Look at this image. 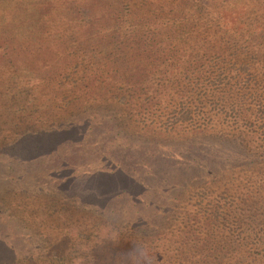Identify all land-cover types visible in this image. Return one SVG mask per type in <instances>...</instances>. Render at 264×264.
I'll use <instances>...</instances> for the list:
<instances>
[{"label":"trees","instance_id":"trees-1","mask_svg":"<svg viewBox=\"0 0 264 264\" xmlns=\"http://www.w3.org/2000/svg\"><path fill=\"white\" fill-rule=\"evenodd\" d=\"M36 1H26V20L10 19L18 21L15 30L1 36L9 86L0 99L27 103L40 93L34 81L49 58L33 52L28 33L40 20L65 18L66 27L44 30L52 37L47 46L66 53V65L39 97L55 101L66 93V116L85 106L142 128H221L251 143L264 160V0H66L61 9ZM246 178L211 198L199 190L193 216L182 214L176 218L182 225L175 220L166 235L150 238L154 252L127 235L103 244L106 261L98 262L264 264V168ZM113 249L130 261L112 257ZM144 250L147 258L138 262ZM24 264L47 263L33 255Z\"/></svg>","mask_w":264,"mask_h":264},{"label":"rangeland","instance_id":"rangeland-1","mask_svg":"<svg viewBox=\"0 0 264 264\" xmlns=\"http://www.w3.org/2000/svg\"><path fill=\"white\" fill-rule=\"evenodd\" d=\"M26 1L0 0V56L7 52L1 36L18 23L11 20H26ZM36 2L66 6V0ZM39 22L28 34L33 52L49 58V68L37 70L42 75L34 81L40 93L27 103L0 99V264H24L33 255L47 264H100L106 261L102 245L127 235L140 237L145 246L139 249L148 245L154 252L150 238L166 235L182 214L193 216L199 190L211 198L222 187L248 183L246 176L258 167L263 171L257 149L221 128H142L85 106L83 113L66 116V93L55 101L39 97L66 65V53L47 46L52 37L44 30L66 27V19ZM6 71L1 58L3 91ZM23 78L28 87V76ZM109 253L130 261L118 249ZM146 258L144 250L138 262Z\"/></svg>","mask_w":264,"mask_h":264}]
</instances>
